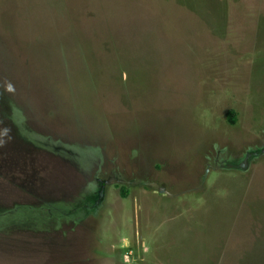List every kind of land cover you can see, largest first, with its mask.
Returning a JSON list of instances; mask_svg holds the SVG:
<instances>
[{
  "label": "rangeland",
  "instance_id": "obj_1",
  "mask_svg": "<svg viewBox=\"0 0 264 264\" xmlns=\"http://www.w3.org/2000/svg\"><path fill=\"white\" fill-rule=\"evenodd\" d=\"M0 264H264V0H0Z\"/></svg>",
  "mask_w": 264,
  "mask_h": 264
},
{
  "label": "trees",
  "instance_id": "obj_2",
  "mask_svg": "<svg viewBox=\"0 0 264 264\" xmlns=\"http://www.w3.org/2000/svg\"><path fill=\"white\" fill-rule=\"evenodd\" d=\"M229 120L231 121V122H233L234 121V117L233 116H229Z\"/></svg>",
  "mask_w": 264,
  "mask_h": 264
}]
</instances>
